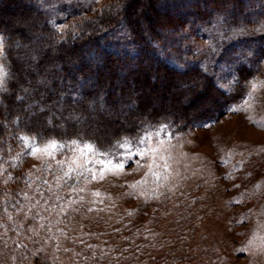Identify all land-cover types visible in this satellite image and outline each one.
Returning a JSON list of instances; mask_svg holds the SVG:
<instances>
[{
    "label": "rangeland",
    "instance_id": "rangeland-1",
    "mask_svg": "<svg viewBox=\"0 0 264 264\" xmlns=\"http://www.w3.org/2000/svg\"><path fill=\"white\" fill-rule=\"evenodd\" d=\"M136 1L138 15L146 0ZM260 14L248 27L195 33L193 47L210 57L220 85L233 79L239 53L251 58L249 42L264 48ZM176 97L151 102L170 109ZM178 100L186 104L187 95ZM165 126L105 151L56 139L62 146L53 150L46 148L53 139L32 136L8 148L0 163V264L10 250L8 228L11 238L19 230L37 236L19 255L40 264H264V58L225 114L179 132Z\"/></svg>",
    "mask_w": 264,
    "mask_h": 264
},
{
    "label": "trees",
    "instance_id": "trees-1",
    "mask_svg": "<svg viewBox=\"0 0 264 264\" xmlns=\"http://www.w3.org/2000/svg\"><path fill=\"white\" fill-rule=\"evenodd\" d=\"M136 2L108 0L98 7L90 0H0V34L13 73L0 97V163L8 148L21 147L18 137L88 141L105 151L154 125L179 132L204 124L244 98L260 71L262 43L249 42L254 53L247 61L239 53L225 87L193 42L208 28L229 32L256 23L264 0H146L135 15ZM16 21L20 25L12 27ZM172 93L170 109L151 102ZM183 93L188 101L179 104ZM13 233H4L10 253L2 264H40L19 255L28 231Z\"/></svg>",
    "mask_w": 264,
    "mask_h": 264
},
{
    "label": "snow or ice",
    "instance_id": "snow-or-ice-1",
    "mask_svg": "<svg viewBox=\"0 0 264 264\" xmlns=\"http://www.w3.org/2000/svg\"><path fill=\"white\" fill-rule=\"evenodd\" d=\"M6 37L3 36V34H0V57H5L6 56V50H7V45H6ZM18 47H21V45H18ZM32 59H35V57L33 56ZM13 75V73L10 70L9 64L7 62L6 59L0 60V91H6V83L8 81V79ZM25 93L28 92V89H24ZM18 100H22L23 97H17ZM31 107V106H29ZM233 111L237 110V109H231ZM19 118H17V120L13 121V124L18 123ZM166 127V126H165ZM18 140H27V137H18ZM2 143V142H0ZM75 143V141H74ZM26 146V145H25ZM58 146H62L59 144V142H57L56 140H50L49 143L46 145V148H50L55 150ZM93 144L89 143V144H85L84 148L88 149V150H92L93 149ZM36 151H38V149H32V152L35 153ZM0 152H2V149H0ZM50 154V153H49ZM21 156L24 155V153L20 154ZM0 159H2V155H0Z\"/></svg>",
    "mask_w": 264,
    "mask_h": 264
}]
</instances>
